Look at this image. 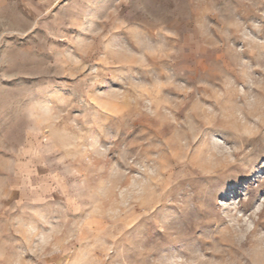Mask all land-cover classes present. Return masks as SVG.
<instances>
[{
  "label": "rangeland",
  "instance_id": "obj_1",
  "mask_svg": "<svg viewBox=\"0 0 264 264\" xmlns=\"http://www.w3.org/2000/svg\"><path fill=\"white\" fill-rule=\"evenodd\" d=\"M0 264H264V0H0Z\"/></svg>",
  "mask_w": 264,
  "mask_h": 264
}]
</instances>
